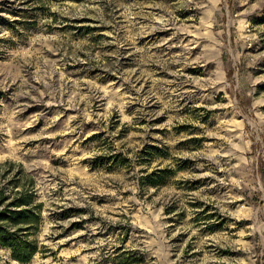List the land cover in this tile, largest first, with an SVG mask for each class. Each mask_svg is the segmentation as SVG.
Here are the masks:
<instances>
[{"label": "rangeland", "instance_id": "obj_1", "mask_svg": "<svg viewBox=\"0 0 264 264\" xmlns=\"http://www.w3.org/2000/svg\"><path fill=\"white\" fill-rule=\"evenodd\" d=\"M20 166L28 264H264V0H0Z\"/></svg>", "mask_w": 264, "mask_h": 264}, {"label": "trees", "instance_id": "obj_2", "mask_svg": "<svg viewBox=\"0 0 264 264\" xmlns=\"http://www.w3.org/2000/svg\"><path fill=\"white\" fill-rule=\"evenodd\" d=\"M9 183V193L0 188V246L9 248L20 264H28L40 251L37 235L43 204L35 203L34 178L21 166Z\"/></svg>", "mask_w": 264, "mask_h": 264}]
</instances>
